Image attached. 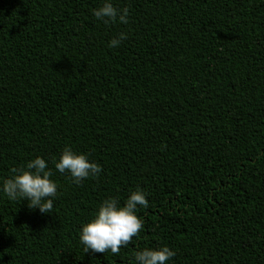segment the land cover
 Wrapping results in <instances>:
<instances>
[{"label": "trees", "instance_id": "trees-1", "mask_svg": "<svg viewBox=\"0 0 264 264\" xmlns=\"http://www.w3.org/2000/svg\"><path fill=\"white\" fill-rule=\"evenodd\" d=\"M0 0V181L45 158L53 209L0 193V264H264V0ZM117 48L108 42L118 33ZM65 146L101 165L79 184ZM137 188L148 208L119 254L84 252L82 223Z\"/></svg>", "mask_w": 264, "mask_h": 264}, {"label": "clouds", "instance_id": "clouds-1", "mask_svg": "<svg viewBox=\"0 0 264 264\" xmlns=\"http://www.w3.org/2000/svg\"><path fill=\"white\" fill-rule=\"evenodd\" d=\"M97 20L107 23H128L129 9H118L112 0H103L100 7L92 10ZM127 39L123 32L118 33L109 42V48H117ZM55 170L68 173L73 182L95 177L102 171L101 165L91 161L88 154L77 153L72 147L65 146L58 159L53 160ZM53 173L45 158L36 156L20 168H13L9 178L0 181V193L10 200L27 201L28 207L49 213L57 196V184L51 179ZM147 193L137 188L121 204L117 198L109 197L98 205L95 215L82 223L79 241L84 252L119 254L121 247H127L133 237L139 235L143 220L137 215L139 208H148ZM176 253L168 246L144 248L135 253L136 264H167Z\"/></svg>", "mask_w": 264, "mask_h": 264}]
</instances>
